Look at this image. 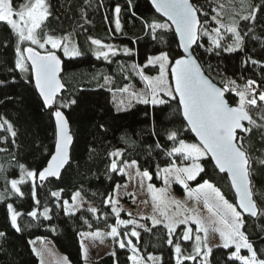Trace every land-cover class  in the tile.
Returning <instances> with one entry per match:
<instances>
[{
    "label": "trees",
    "instance_id": "16d2710c",
    "mask_svg": "<svg viewBox=\"0 0 264 264\" xmlns=\"http://www.w3.org/2000/svg\"><path fill=\"white\" fill-rule=\"evenodd\" d=\"M12 2L13 7L18 8L25 0ZM194 2L197 6H202L209 17L214 14L212 9L219 10V4H224L227 12L234 9L243 15L256 8L260 9L255 12V21H240L242 34L247 33L241 50L220 52L219 55L206 52L207 44L204 42L207 38L204 37L201 40L204 47L197 49L195 55L205 73L218 85L228 79H235L240 84L246 79H255L261 90H264V0H247V5L251 7L245 6L243 9L230 6L228 0ZM47 3L50 5L51 15L46 21L45 30L56 36L72 35L81 53L76 57H65L62 50H56V54L62 59L60 78L65 85L58 100L77 101L75 105L61 109L68 118L73 136L70 160L62 169L59 179L50 177L43 182L36 181L35 191L39 205L32 197L31 182L21 185L24 192L22 197L12 194L10 186L6 189L3 177L6 176L9 180L17 178L20 164L36 171L46 165L54 150L55 121L52 115L54 109L44 107L42 98L34 87L31 73H21L16 69V37L9 26L0 22V119L9 121L16 132L13 138L10 133L0 129V149H6L0 151V166L4 169L0 173V193L7 197L0 201V232L5 233L4 237H0V264H38L37 255L30 243L32 238L38 236L50 238L55 247L66 255L68 264H85L79 233L91 229H109L108 226L113 225L116 220L104 201L112 194L115 185L124 180V174L108 170V153L115 149L123 150L124 159L137 160L141 169L153 174L151 182L159 185L161 180L155 175L156 165L163 168L173 159L166 155L172 144L163 137V127L181 128L185 124L181 115L175 111V101L159 108L136 104L130 110L121 112L116 111L113 103V94L119 97L121 94L117 89L125 84L137 89L144 87L141 78L132 70V65L143 66L150 54L160 51H168L171 57L176 58L181 55L173 31H158V38H152L151 29L146 24L165 20L155 14L147 0H47ZM117 4L121 7L120 31L115 30L114 22V8ZM204 19L206 17L202 16L201 20ZM212 26L214 25H205ZM89 36L119 49L118 55L112 57L113 62L95 57ZM124 48L130 49V54H125ZM249 57L258 63L252 64ZM245 61L248 63H244ZM144 71L153 74L157 72V67L148 66ZM104 77L111 78L112 83L105 85ZM227 96L230 103L237 99L233 94ZM153 115L157 122L156 130L161 132V137L152 135ZM252 115L254 119H258L255 111ZM258 135L254 131L251 137L253 141L258 139ZM182 138L194 141L187 129L183 131ZM157 139L164 147L156 148ZM201 163L205 171L190 181V185L209 180L221 189L226 199L234 203V195L226 175L219 173L207 158ZM175 188L182 192V187L178 184H175ZM76 190L85 198L84 210L69 216L62 207L57 206L58 202L51 196V192L61 191L62 204L63 200H71ZM253 199L258 208L264 209V168L258 169L253 177ZM9 203L21 213L18 217L21 228L19 232L11 226L7 210ZM88 205L99 209L100 219L86 211ZM45 206L50 209L51 219H45L42 214H38L36 218L28 215L34 208L42 213ZM105 212L109 213L107 217L103 215ZM120 217L127 216L121 213ZM85 219L91 227L84 223ZM145 224L151 225L148 220H145ZM243 230L254 247L264 249V216L255 219L245 216ZM138 231L139 240L129 237L142 255L159 253L160 264H175L174 250L166 243L167 234L162 226H157L150 232L143 229ZM182 247L190 251V242L182 244ZM232 250L213 246L208 264H233L228 259ZM112 252L116 253L115 256L111 255ZM112 252L94 260L93 264H132L128 259L127 248L115 246ZM199 261L197 258L196 262L186 261L185 264H199Z\"/></svg>",
    "mask_w": 264,
    "mask_h": 264
},
{
    "label": "snow or ice",
    "instance_id": "6c2138e0",
    "mask_svg": "<svg viewBox=\"0 0 264 264\" xmlns=\"http://www.w3.org/2000/svg\"><path fill=\"white\" fill-rule=\"evenodd\" d=\"M151 3L156 12L166 18L164 22L153 21L146 24V27L151 29L152 38H158V31L160 33L174 31L179 38L178 46L183 50V54L176 58L171 57L168 51H160L158 55L149 56L145 65H132V70L141 78L144 87L137 89L125 84L117 89L121 94L119 97L113 94V103L116 111L121 112L130 110L136 104L159 108L175 101L177 104L175 111L182 116L185 124L181 128L163 127V137L172 144L166 155L173 159L163 168L159 164L156 165L155 175L162 179L165 186L157 188L152 183L146 186L153 214L141 219L150 220L151 225L139 223L135 219H120L122 209L118 206L119 201L108 196L104 204L116 217L115 223L108 226L110 231L106 234L99 230L94 233H79L84 257L87 259L88 251L83 243L84 238L96 239L107 235L118 242L121 249L128 248L131 251L132 255L128 259L132 264H146V261L160 264V257L148 254L145 258L140 255V249L132 239L118 238L122 235L121 226L128 228L131 225V231H125L123 236L135 237L137 240L140 237L137 229L150 232L153 228L162 226L167 234L166 243L174 250L175 264L196 262L198 257H202L199 264H208V257L213 250L208 243L210 233L219 236V243L215 247L234 249L228 255L229 261L233 264L237 261L239 264H264V249L258 250L254 247L243 230L246 215L264 216V209L258 208L256 200L253 199V177L258 169L264 168V90H261L255 79H246L243 84L235 79H228L218 86L204 74L195 55L197 49L204 47L201 43L204 37L207 38L204 42L207 44L206 52H215L219 55L220 52L232 53L241 50L247 33L242 34L240 21H255V12L260 9L256 8L247 15L233 9L229 15L225 5L219 4V10L212 9L214 14L209 17V13L204 11L202 6H197L194 0H151ZM240 4L242 9L245 6L251 7L247 5V0H240ZM114 13L115 30L120 31L122 25L119 4L115 6ZM50 15L47 0H25L18 8L13 7L12 0H0V22L9 26L17 40L15 67L21 73H31L44 107L54 109L52 112L55 119L54 151L50 154L46 166L36 171L20 164L18 178L9 180L6 176L3 177L6 189L10 186L11 193L20 197L24 195L21 185L31 182L32 197L37 205L40 201L36 199V181L43 182L49 177L60 178L61 170L70 160V148L73 143L68 118L61 109L75 105L77 101L58 100L65 85L60 78L62 61L56 50H62L65 57H76L81 54L69 36H56L45 30ZM202 16L206 17L203 21ZM209 24L214 26L205 27ZM88 39L94 46L93 54L97 59L103 58L111 63L112 57L118 55L119 49L114 45L91 36ZM123 52L130 54V49L124 48ZM249 60L252 64L258 63L250 57ZM148 66L158 67V74L145 75L144 68ZM104 80L105 85L112 83L109 77H104ZM227 94H233L237 98L234 103L229 102ZM253 111L258 119H254ZM152 123V135L161 137V132L156 130L155 115ZM0 129L10 133L13 138L16 136L13 125L7 120L0 122ZM185 129L194 134L196 142H188L182 138ZM254 131L259 134L256 141L251 138ZM155 146L164 147L159 139ZM108 156L110 172L124 174L127 171L129 175L135 172L140 178L141 187H144L145 179L148 181L153 179V174L148 170H140L137 160L124 159L123 150L115 149L109 152ZM206 158L214 163L219 173L226 174L235 194V203H230L221 189L209 180H204L196 188H189L187 182L195 180L205 171L201 161ZM3 172L4 169L0 166V173ZM173 183L183 185L189 200L197 205L202 202L208 215H202L196 207L190 209L186 204L172 198L169 195V188ZM61 191H53L51 196L56 198L57 206L62 207L66 215L72 216L84 210L85 201L80 191L72 195L71 204L68 200L60 203ZM5 199H7L5 194L0 193V201ZM143 203L147 204L148 201L145 200ZM7 210L11 226L17 232L21 231L18 224L21 213L16 211L11 203L7 204ZM86 211L100 219L99 209L96 207L89 205ZM49 212L50 209L45 206L42 213H39L38 208H34L28 215L36 218L38 214H42L45 219H51ZM108 214L103 213L105 217ZM128 215L131 216V213ZM84 223L88 224V221L85 219ZM88 226L91 227V224ZM4 236L5 233L0 232V237ZM188 242L190 251L182 247V244ZM242 249L247 251L246 255L241 254ZM33 251L36 252V249ZM115 254L111 253L113 256ZM37 255L41 253L37 252ZM62 264H68L66 258Z\"/></svg>",
    "mask_w": 264,
    "mask_h": 264
},
{
    "label": "rangeland",
    "instance_id": "374dc122",
    "mask_svg": "<svg viewBox=\"0 0 264 264\" xmlns=\"http://www.w3.org/2000/svg\"><path fill=\"white\" fill-rule=\"evenodd\" d=\"M228 4L230 6H235L239 9L242 8L241 4H240V0L239 1L238 0H231V2H230V0H228ZM232 12H233V9L228 10V13L230 15L232 14ZM66 36H69L71 38L72 42L75 44V40H74V37L72 35H66ZM158 54L159 53L150 54L149 56L158 55ZM146 63H147V59L145 60L144 65ZM144 73H145V75L156 76L158 74V67H157V72H155L153 74L147 73L145 71H144ZM3 120H6V119H0V122H2ZM188 142H196V141L191 140ZM129 161H131V160H129ZM140 170L143 171V169H141V168H140ZM160 180H161V184L155 185L151 181H148L147 179H145L144 187H141L140 178L135 175V172H132V174L129 175L126 171L124 173V180L115 185L114 190H113L112 194L110 195L114 199L119 201L118 206L122 209L121 213H125V215L127 216V217H120V219H124V220L135 219L139 223H145V220L141 219V217H149L153 214V207H152L150 196L147 193V187L146 186L148 183H152L157 188L164 187L165 185L163 184L162 179H160ZM189 182L190 181L187 182L189 188H196L199 184L203 183V182H201V183H198L195 185H190ZM175 184H178L179 186L182 187V192L178 191L175 188ZM117 185H119L120 187L117 188L116 187ZM169 195L172 198L181 201L183 204H186V206L188 208L191 209L193 207H196L197 210L202 215H205V216L208 215V213H207L206 209L204 208L202 202L197 205L194 201L188 199L187 194H186V190L183 187V185H181L179 183H173L172 186L169 188ZM83 199L85 201L84 197H83ZM145 200L148 201L147 204L143 203V201H145ZM69 202L71 204V200H69ZM230 203H232V202H230ZM128 213H131V216H129ZM148 221L151 224V221L150 220H148ZM131 227H132L131 225H129L128 228H124L123 226H121L120 232L122 235L118 239H129L130 237H124L123 233L125 231L130 232ZM194 227L195 226L193 225V228ZM97 230H99L102 234H106L108 231H110V228L109 229H93V230L91 229V230H84L81 232L94 233ZM80 240H82L81 236H80ZM30 243H31L32 249H36V252H34L36 255H37V252L41 253V255H37L38 264H41V260H43V264H62L63 259L64 258L67 259L66 255L61 253L55 247V245L53 244L51 239L48 237H40V236L34 237L31 239ZM83 243L88 250L87 251V259H85L84 254L82 252V256H83V260H84L85 264H93L94 260L98 259L99 257H101L102 255H104L108 252H112L115 246H119L118 242L114 241L113 238H111L107 235H103L102 237L96 238V239H92L91 237L84 238ZM208 243H209V246H212V247L215 246L217 243H219L218 234L210 233ZM150 254L157 256V257H161L159 253H156V254L150 253ZM241 254L246 255L247 251L245 249H242ZM131 255H132V253L129 250V256H131ZM140 255H142V254L140 253ZM147 255H142V256H144L146 258ZM198 258H199V260L202 259V257H198ZM67 262H68V259H67ZM146 264H152V262L146 261Z\"/></svg>",
    "mask_w": 264,
    "mask_h": 264
},
{
    "label": "water",
    "instance_id": "95a60500",
    "mask_svg": "<svg viewBox=\"0 0 264 264\" xmlns=\"http://www.w3.org/2000/svg\"><path fill=\"white\" fill-rule=\"evenodd\" d=\"M147 2L150 4V6H151V8H152V10L155 12V14L156 15H158L159 17H161L163 20H166V18L165 17H162V15L160 14V13H158V12H156V10H155V8H154V6L152 5V3H151V0H147ZM174 32V31H173ZM176 36V35H175ZM176 39H177V42H178V45H179V38H178V36H176ZM195 46V45H194ZM193 46V47H194ZM179 47V46H178ZM179 50H180V52H181V55L183 54V50L179 47ZM58 55V54H57ZM59 56V55H58ZM60 57V56H59ZM179 57V56H178ZM177 57V58H178ZM61 58V57H60ZM61 61H62V59H61ZM62 67V66H61ZM63 68V67H62ZM202 70H203V68H202ZM62 72V71H61ZM60 72V73H61ZM203 72H204V74L208 77V78H210L206 73H205V71L203 70ZM169 79H171L170 77H169ZM211 79V78H210ZM212 80V79H211ZM213 81V80H212ZM214 82V81H213ZM33 83H34V80H33ZM215 83V82H214ZM217 84V83H216ZM218 85V84H217ZM219 86V85H218ZM34 87H35V83H34ZM36 89V88H35ZM37 91V90H36ZM37 93H38V91H37ZM39 94V93H38ZM182 117V116H181ZM183 119V118H182ZM54 121H55V119H54ZM191 133V132H190ZM192 134V136H193V138H194V140H195V136H194V134L193 133H191ZM196 141V140H195ZM54 151V150H53ZM49 159H50V157H49ZM212 162V161H211ZM213 163V162H212ZM47 164V163H46ZM213 165H214V163H213ZM46 166V165H45ZM44 166V167H45ZM65 167V166H64ZM42 170V169H41ZM217 170V169H216ZM62 171V170H61ZM218 171V170H217ZM219 172V171H218ZM222 174H224V173H222ZM226 175V174H225ZM227 177V176H226ZM50 178V177H49ZM39 181V180H38ZM228 182H229V184H230V181L228 180ZM232 192H233V195H234V203H235V194H234V191L232 190ZM247 216V215H246ZM251 217V216H250ZM251 218H253V219H255V217H251Z\"/></svg>",
    "mask_w": 264,
    "mask_h": 264
}]
</instances>
